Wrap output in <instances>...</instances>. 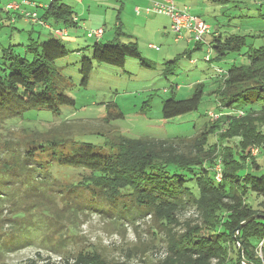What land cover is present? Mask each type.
I'll list each match as a JSON object with an SVG mask.
<instances>
[{"label": "trees", "instance_id": "obj_1", "mask_svg": "<svg viewBox=\"0 0 264 264\" xmlns=\"http://www.w3.org/2000/svg\"><path fill=\"white\" fill-rule=\"evenodd\" d=\"M35 1L40 6L41 1ZM46 3L35 8L40 18L57 26L78 24L70 4L61 0ZM14 11L17 18L25 17L20 10ZM263 22L260 19L249 25L250 32H254L250 36L225 35L211 26L205 41H195L196 48L184 52V56L191 57L207 43L209 51L204 60L225 63L215 65L210 78L215 83L209 91L215 94L214 109L194 116L191 128L165 137L120 134L103 144L50 135L40 129H31L26 137L16 135L8 121H34L31 111L47 110L59 115L63 106L76 103L63 93L69 80L56 66L69 50L56 35L42 39L31 32L24 53L16 51L17 45L2 47L0 236L12 235V247H8L9 241L2 247L1 239L0 249L24 247L33 239V227L42 223L40 243L51 244L55 253H61L59 249L74 240L75 234L62 235L60 227L52 226V219L59 216V206L70 207L75 213L90 207L111 211L106 214L113 211L116 220L136 223L150 218L156 224L154 233L165 242L166 255L158 264H243L240 242L248 261L264 264ZM116 29L113 40L102 41V36L88 46L91 57L81 59L84 86L89 84L94 61L123 67L129 57H136L145 65L137 43L122 31L120 23ZM121 36L130 39L122 41ZM230 57L232 61H228ZM178 60L166 62L163 74L174 72ZM210 80L196 83L190 97L167 99L163 117L171 120L197 112ZM195 117L206 119L202 127L198 128ZM219 161L221 180L216 178ZM55 166L77 170L71 174L73 182L61 178L59 172L55 174ZM80 188L90 194L89 202L82 203L79 193L72 195ZM187 209L194 210L196 217L182 220ZM254 215L257 217L241 227L240 240H236L239 225ZM26 264L38 262L33 258ZM64 264L130 262L109 260L98 250L81 249L66 257Z\"/></svg>", "mask_w": 264, "mask_h": 264}, {"label": "rangeland", "instance_id": "obj_2", "mask_svg": "<svg viewBox=\"0 0 264 264\" xmlns=\"http://www.w3.org/2000/svg\"><path fill=\"white\" fill-rule=\"evenodd\" d=\"M61 1L70 4L74 12L80 16L82 25L79 29L84 31L78 35L77 43L63 40L69 54L56 62V66L69 80L62 91L76 103L63 106L59 115L47 110L31 111L29 115L35 118L34 121L21 119L8 121L11 122L10 125L16 135L26 137L31 133V129H40L50 135L72 136L77 140L95 144H103L120 134L131 137L146 134L165 137L173 131L191 128L194 116L205 115L208 110L214 109L215 94H210L209 91L215 88V83L210 78L215 73V65L225 63L224 61L209 63L204 60L209 51L207 43L196 49L191 57L184 56L185 51L196 48V42L191 35L184 31V38L177 40V34L171 28V16L156 12L146 13L144 9L150 6L152 1L160 0ZM6 2L7 0L0 2V56L2 47L10 44L17 45L16 51L24 53L30 32L33 37L40 36L42 39L51 32L50 28L31 23L25 17L17 18L14 9L9 10L10 12L6 10ZM175 2L181 9L187 6L193 14L212 27L220 28L225 35L250 36L254 32H250L249 25L260 22V19L264 21V15L259 16L261 13L264 14V0H175ZM137 6L142 9L141 13L136 11ZM119 23L122 31L137 43L145 65L136 57H129L123 67L94 61L89 84L84 86L80 72L81 59L85 56L91 57V48L88 46L96 41L91 32L98 29L97 26H101L100 28L105 31L102 41L113 40ZM247 24L248 26H245ZM82 28L88 30L86 31L88 36ZM130 38L120 37L122 41H128ZM174 58L179 59L176 62V70L167 76L164 75L165 63ZM191 59L197 63H193ZM228 61H232L231 57ZM209 80L211 89L209 85L197 112L171 120L163 117V105L167 99L173 96L177 99L190 97L196 83ZM195 120L200 128L206 119L195 117ZM53 171L55 174L59 172L61 178L71 182L74 179L71 174L78 172L57 166ZM78 193L82 203L90 201V194L87 191L80 188L72 195L76 196ZM86 208L88 207L79 208L75 213L70 207L59 206L56 211L59 216L55 220L52 219L54 229L60 227L62 235L72 231L75 234L72 235L74 240L67 241L65 248L59 249L61 253H55L51 244L40 243L39 236L44 234V231L42 223L40 225L36 223L33 227L36 228L33 230V239L24 247L12 251L0 249V263L26 264L34 258L38 264H64L66 257L81 249L98 250L109 260H126L130 264H158L164 259L165 242L161 241L160 235L154 233L157 230L156 224L151 222L150 218L146 217L135 223L127 219L116 220L113 211L110 213L112 215L106 214L111 212L108 209L97 211L90 207ZM181 216L182 220H186L195 218L196 213L192 209H187ZM5 228L10 227L6 225ZM1 239L2 247L6 241H9L8 247H12V235L0 236Z\"/></svg>", "mask_w": 264, "mask_h": 264}, {"label": "built area", "instance_id": "obj_3", "mask_svg": "<svg viewBox=\"0 0 264 264\" xmlns=\"http://www.w3.org/2000/svg\"><path fill=\"white\" fill-rule=\"evenodd\" d=\"M32 5L33 7H40L35 0H8L6 3L7 9L20 10L25 18L31 23L40 24L43 27L50 28L54 34L60 38L66 37L67 30L62 28H54L53 25L46 21L45 19L40 18L39 13L36 10L25 9L23 5ZM146 13H163L172 17V30L177 34V39L184 37V31L191 35V38L195 41H205L206 35L210 33L211 25L207 23L205 20L200 18L199 16L193 14L190 9L186 6L181 9L176 5L175 0H160V1H152L150 6L144 7ZM136 11L141 13L142 9L137 6ZM74 20H78V18H74ZM96 38H100L103 33V28H98L91 32ZM155 47L154 45H151ZM158 49V47H157ZM209 56H207L208 58ZM194 62V61H193ZM211 115H216L211 112ZM217 175L216 178L221 180V162L219 161L216 164Z\"/></svg>", "mask_w": 264, "mask_h": 264}, {"label": "crops", "instance_id": "obj_4", "mask_svg": "<svg viewBox=\"0 0 264 264\" xmlns=\"http://www.w3.org/2000/svg\"><path fill=\"white\" fill-rule=\"evenodd\" d=\"M17 1V0H16ZM18 1H20V0H18ZM41 2H43V3H41V4H47L46 2H47V0H40ZM23 7L25 8V9H30V10H35V7H33L32 5H26V4H24L23 5ZM40 10V9H39ZM75 15L77 16V18H78V21H77V25L76 26H63V25H59V26H57V25H53V27L54 28H62V29H66L67 30V33H66V37L65 38H63V40L64 39H66V40H69L71 43H77L78 42V40H77V37H78V35L79 34H81V32L83 31V30H80L79 29V27H80V25H82L81 24V20H80V16H78L76 13H75ZM20 18V17H19ZM61 26V27H60ZM118 26V25H117ZM73 28V29H68V28ZM101 26H97L96 28H100ZM82 29H84V28H82ZM85 30V32L87 31L88 32V30L87 29H84ZM84 32V31H83ZM87 32H86V36H88L87 35ZM105 32V31H104ZM50 34H53V35H55L54 34V32L51 30V32L49 33V35ZM103 36H104V34H103Z\"/></svg>", "mask_w": 264, "mask_h": 264}, {"label": "water", "instance_id": "obj_5", "mask_svg": "<svg viewBox=\"0 0 264 264\" xmlns=\"http://www.w3.org/2000/svg\"><path fill=\"white\" fill-rule=\"evenodd\" d=\"M255 217H257V215L252 216L251 218H248L247 220H245L244 222H242L239 227L237 228V230L235 231V236H236V240H240V235H239V230L241 229L242 226H244L247 222H249L251 219H254ZM240 246V253H241V257H242V262L243 264H253L252 262L248 261L245 257H244V250L245 247L243 245V243H239Z\"/></svg>", "mask_w": 264, "mask_h": 264}, {"label": "bare ground", "instance_id": "obj_6", "mask_svg": "<svg viewBox=\"0 0 264 264\" xmlns=\"http://www.w3.org/2000/svg\"><path fill=\"white\" fill-rule=\"evenodd\" d=\"M188 34V33H187ZM189 35V34H188ZM65 38V37H64ZM184 38V37H183ZM178 40V39H177ZM193 62V61H192ZM193 63H195V62H193Z\"/></svg>", "mask_w": 264, "mask_h": 264}]
</instances>
